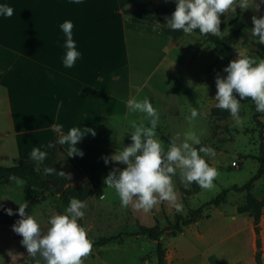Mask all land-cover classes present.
Here are the masks:
<instances>
[{
  "label": "crops",
  "instance_id": "1",
  "mask_svg": "<svg viewBox=\"0 0 264 264\" xmlns=\"http://www.w3.org/2000/svg\"><path fill=\"white\" fill-rule=\"evenodd\" d=\"M144 1L149 0H83L81 5L0 0L13 8L11 17H0V162L30 159L33 147L43 150L72 127L93 128L95 136L86 133L75 145L83 155L69 156V145L56 142V162L70 188L89 185L94 197L103 192L110 200L117 195L104 178L126 165L111 160L105 165L102 157L130 144L126 119L142 117L128 111V99L149 98L164 144L171 107L187 110L194 95L199 103L202 85L176 41L158 27L130 21L129 12ZM65 20L72 21L82 53L72 68L61 64L65 50L58 25ZM55 124L63 126L60 132ZM171 258L166 252V264Z\"/></svg>",
  "mask_w": 264,
  "mask_h": 264
},
{
  "label": "rangeland",
  "instance_id": "2",
  "mask_svg": "<svg viewBox=\"0 0 264 264\" xmlns=\"http://www.w3.org/2000/svg\"><path fill=\"white\" fill-rule=\"evenodd\" d=\"M139 3L151 7L155 0ZM162 3L165 6H175L174 0H163ZM255 4H259V0H236L232 8L220 15V32L217 35L226 42L232 60L244 56L256 62L264 60V45L251 35L252 17L259 18L264 15V4H259V8ZM140 35L143 36L144 33L140 32ZM176 42L186 51L190 59V73L202 85V94L199 103L197 95H194L186 107L187 110L181 113L176 107H171L169 130L161 134L165 138L162 147L167 152L170 141L179 145L183 142L186 131L191 129L196 132L201 142L200 145H195L197 149L208 146L215 150V155L211 157L199 153L210 166L217 169L214 186L204 189L195 182L186 186V182L182 180L181 169L177 167L172 182L176 193L175 204L180 206L179 210L173 203L158 201L145 213L132 208L131 204L122 208L118 196L106 200L91 194L83 200L86 208L80 222L88 238L93 241L100 237L133 233L140 225L150 227L157 223L163 228L168 222H172L174 215L186 216L188 210L201 208L196 223L183 228L175 236H161L163 248L168 257H172L168 264H255L252 217L247 212H238V208L245 203L246 193H237L231 188L244 185L259 168V134L263 136L264 143V113L255 110L250 97L240 100L239 122L227 110L217 108L213 98L216 92L215 77L225 75L222 71L224 62L214 46L204 37L183 33ZM233 94L240 99L238 94ZM189 104L198 110L197 118L191 123L185 119ZM256 114L259 115L258 118H255ZM13 164L11 160L0 162V166ZM66 187L70 188L68 184ZM223 191L227 192L222 197L224 202L213 206L211 201ZM250 193L263 203L259 240L264 264V175L253 184ZM24 202L27 204L25 212L38 222L42 233L47 231L48 218L62 214L65 209L53 187L42 189L30 186L24 180L0 184V257H3L0 264H22L40 259L39 256L33 257L27 253L20 243L22 237L11 228L20 218L15 210L18 204ZM4 208L13 209V215H7ZM155 245V242L143 236H122L117 242L93 247L89 254L82 257V262L156 264Z\"/></svg>",
  "mask_w": 264,
  "mask_h": 264
},
{
  "label": "clouds",
  "instance_id": "3",
  "mask_svg": "<svg viewBox=\"0 0 264 264\" xmlns=\"http://www.w3.org/2000/svg\"><path fill=\"white\" fill-rule=\"evenodd\" d=\"M235 2L236 0H174V11L164 24L167 29L182 31L184 34H192L194 30H198L200 34L217 35L220 32V15L232 8ZM68 3L81 5L83 0H68ZM259 4H264V0H259ZM259 4L255 6L259 8ZM12 15L13 8L6 3H0V17L8 18ZM58 27L64 37L62 47L65 51L61 57V64L65 68H72L82 57L73 39V23L65 20ZM251 35L258 43L264 45V15L259 18L252 17ZM222 71L225 75L215 77L216 92L213 97L216 101L215 106L227 110L229 115L239 122L240 100L250 97L255 110L264 113V60L256 62L246 56L236 58L230 60ZM233 93L238 94L240 99ZM126 103L129 112L142 114L139 122L135 119H126L125 126L130 129L131 143L111 156L102 157L105 165L110 160L126 165L123 169L114 168L104 178V184L114 190L122 208H127L131 204L132 208L147 213L158 201L175 204L176 193L172 176L176 173L177 167L181 169L182 180L186 182V186L192 182L204 189L214 186L213 181L218 175L217 169L199 155L204 153L205 156H214L213 148L200 146L197 149L195 145H200V138L190 129L184 133L182 143L177 145L170 141L165 152L156 132L160 117L149 98H130ZM197 116V108L189 104L185 119L191 123ZM62 127L60 124L53 125L57 132H60ZM86 133L92 136L96 134L93 128L72 127L56 142L69 145L71 150L69 156L83 155L75 145ZM29 156L42 163L47 152L33 147ZM53 171V168L44 169L46 174ZM61 175L66 174L61 172ZM99 198H103V192ZM18 205L15 211L20 218L11 228L22 237L20 243L26 248L27 253L33 257L39 256L37 264H83L82 257L90 253L92 241L80 224L86 208L82 200L72 197L62 214L50 216L46 233H42L38 222L25 212L26 202ZM175 206L179 210L180 206L178 204ZM3 211L9 216L13 215L11 208H4ZM2 261L3 257H0V262Z\"/></svg>",
  "mask_w": 264,
  "mask_h": 264
},
{
  "label": "trees",
  "instance_id": "4",
  "mask_svg": "<svg viewBox=\"0 0 264 264\" xmlns=\"http://www.w3.org/2000/svg\"><path fill=\"white\" fill-rule=\"evenodd\" d=\"M175 6H165V5H153L152 7H147L145 5H138L131 11L130 21L136 24H142L147 26H155L161 29V31L168 36L172 41H177L182 35V31H173L165 27V22L159 17L160 14H171L174 11ZM196 35L204 37L208 42H210L218 53L219 58L224 62L226 66L230 60H232L228 54V47L226 42L220 38L218 35L212 34H200L198 30L193 32ZM259 115H255L258 118ZM258 122L259 120L256 119ZM259 156L258 165L259 168L255 174L241 187L233 186L232 191L237 193L245 192V203L243 206L238 208L239 213L247 212L252 217L253 222V233L255 236V249L256 252L253 255L255 264H263L261 260L260 252V240H259V221L261 218V209L263 206L262 201L256 199L250 190L253 184L264 175V143L263 136L259 134ZM47 152V156L42 163H38L32 158L26 160H19L12 166L1 167L0 166V184H7L14 180H24L30 186H38L42 189H48L52 187L48 181H56L63 191L59 194V199L64 208L67 207L70 198L76 197L80 200H85L92 194V190L89 185H83L81 187H66L68 180L64 175H61L60 168L56 162V138L52 137L47 146L42 150ZM45 167L53 168L54 171L50 174L44 172ZM227 192L223 191L218 196H216L211 204L213 206H218L220 203L224 202L222 198ZM201 213V208L188 210L186 216L176 214L173 217L172 222H168L163 228H160L157 223L153 226L146 227L140 225L137 230L129 234H117L108 237H100L92 241L93 247H102L113 242H117L122 236L126 237H137L143 236L146 239L156 243L155 245V255L156 264H166L165 262V249L163 248L160 238L163 234L169 236H175L181 233L183 228L189 226L196 222L197 218ZM81 224V222H80ZM82 226V224H81ZM22 264H37V261L25 262Z\"/></svg>",
  "mask_w": 264,
  "mask_h": 264
},
{
  "label": "water",
  "instance_id": "5",
  "mask_svg": "<svg viewBox=\"0 0 264 264\" xmlns=\"http://www.w3.org/2000/svg\"><path fill=\"white\" fill-rule=\"evenodd\" d=\"M171 14H160L159 17L164 21H167L170 18ZM49 184L54 188V190L59 195L63 191V187H61L56 181L50 180Z\"/></svg>",
  "mask_w": 264,
  "mask_h": 264
},
{
  "label": "built area",
  "instance_id": "6",
  "mask_svg": "<svg viewBox=\"0 0 264 264\" xmlns=\"http://www.w3.org/2000/svg\"><path fill=\"white\" fill-rule=\"evenodd\" d=\"M233 165H235V162H233Z\"/></svg>",
  "mask_w": 264,
  "mask_h": 264
}]
</instances>
